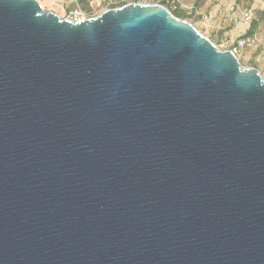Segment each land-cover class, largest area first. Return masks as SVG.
<instances>
[{
    "label": "water",
    "instance_id": "obj_1",
    "mask_svg": "<svg viewBox=\"0 0 264 264\" xmlns=\"http://www.w3.org/2000/svg\"><path fill=\"white\" fill-rule=\"evenodd\" d=\"M0 264H264V76L160 4L0 0Z\"/></svg>",
    "mask_w": 264,
    "mask_h": 264
},
{
    "label": "built area",
    "instance_id": "obj_2",
    "mask_svg": "<svg viewBox=\"0 0 264 264\" xmlns=\"http://www.w3.org/2000/svg\"><path fill=\"white\" fill-rule=\"evenodd\" d=\"M38 1L41 2V0ZM80 1L81 0H53L54 3L61 5L66 9L64 17L74 21L96 18L107 10L120 8L131 3H142L137 0H89L88 4L84 6ZM226 1H223L224 3L221 1L219 6L207 12L202 11L194 4L190 5L186 0H155L153 4L163 5L171 12L177 9H182L189 16H197L207 26L213 28L217 27L218 21L222 18L232 21L234 15L248 27L254 22H259L255 6H251L250 8L241 7L237 0H229L231 2L229 5H226ZM224 42L229 45V50L237 55L238 58L247 50H259L264 53V28L263 31L256 30L252 35H247L246 30L243 35L236 37L234 41L229 42L222 39L221 43Z\"/></svg>",
    "mask_w": 264,
    "mask_h": 264
},
{
    "label": "rangeland",
    "instance_id": "obj_3",
    "mask_svg": "<svg viewBox=\"0 0 264 264\" xmlns=\"http://www.w3.org/2000/svg\"><path fill=\"white\" fill-rule=\"evenodd\" d=\"M137 1H141L142 3H151V4H153V2H155V0H137ZM221 1L225 2L226 0H221ZM221 1L220 0H199V1L198 0H192V2H197L198 4H200L201 5L200 9L202 11H205V12L210 11L211 9L219 6ZM226 2H227L226 5H229V3L231 1L227 0ZM43 5L42 6L46 11H51L54 13L58 12L59 14H62V15H60L62 17H64L66 14V11L64 14L61 11L62 10L61 7H63V6L58 5L54 2H53V5L50 7L45 5V4H43ZM190 5H192V4H190ZM239 5L241 7H244L243 4H241V3H239ZM252 6H255L257 12L258 11H264V0H255L254 4ZM187 20L192 22L203 35L208 37L222 51H226V50L230 49L229 45L226 42L221 43L222 39L231 42V41H234L236 39V37L243 35L245 32V31L242 32L240 30H234V29L231 31V29L228 28V30H227L228 34H223V35L218 34L217 35L215 32H213L214 28L211 26H207L199 17L190 16V18ZM239 23H240V21L237 22V24H239ZM239 59H240L242 65L245 67L256 66L257 69L259 70V72L264 76V53H262L259 50H257V51L247 50L242 55L239 56Z\"/></svg>",
    "mask_w": 264,
    "mask_h": 264
},
{
    "label": "crops",
    "instance_id": "obj_4",
    "mask_svg": "<svg viewBox=\"0 0 264 264\" xmlns=\"http://www.w3.org/2000/svg\"><path fill=\"white\" fill-rule=\"evenodd\" d=\"M199 1V0H198ZM187 3L189 4H194L196 5L197 7H201L200 4H198L197 2H192V0H186ZM41 3L42 5L45 4L47 6H52L53 5V0H41ZM44 6V5H43ZM62 8V13L64 14L66 9L64 7H61ZM181 11L185 12L184 10L180 9ZM205 12V11H204ZM207 12V11H206ZM58 13V12H57ZM59 14V13H58ZM59 15H62V14H59ZM232 21H228L227 19L225 18H222L220 21H218V25L216 28H214L213 32H215L217 35H223V34H228L227 33V30L228 28L231 29V31L234 29V30H240L242 32L246 31L249 29V27L243 23H241L242 21L237 17V16H233L232 17ZM240 21L239 24H237V22ZM235 24V25H234ZM240 27V28H239Z\"/></svg>",
    "mask_w": 264,
    "mask_h": 264
},
{
    "label": "trees",
    "instance_id": "obj_5",
    "mask_svg": "<svg viewBox=\"0 0 264 264\" xmlns=\"http://www.w3.org/2000/svg\"><path fill=\"white\" fill-rule=\"evenodd\" d=\"M239 3L243 4L244 7L246 8H250L255 0H237ZM84 6H86L89 2V0H81L80 1ZM173 15H175L176 17L180 18V19H184L187 20L190 18V16L186 13L181 11L180 9L174 10L172 11ZM256 15L259 19V22H254L249 29L247 30V35H252L256 30H260L263 31L264 28V11H256ZM253 68H256V66H253Z\"/></svg>",
    "mask_w": 264,
    "mask_h": 264
}]
</instances>
